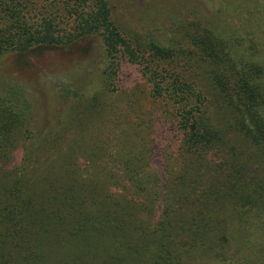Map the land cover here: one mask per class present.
<instances>
[{"label":"rangeland","instance_id":"rangeland-1","mask_svg":"<svg viewBox=\"0 0 264 264\" xmlns=\"http://www.w3.org/2000/svg\"><path fill=\"white\" fill-rule=\"evenodd\" d=\"M26 2L25 10L31 19L56 14L60 27L68 28L75 17L69 15L70 4L76 7L78 0ZM107 3L121 33L142 43L152 41L189 51L190 32L204 36L211 33L218 55L212 57L209 52L213 53V49L207 48V52L200 46L195 49L204 57L203 62H198L196 57L188 62L189 55H180L175 68L181 81L184 73L188 81L194 79L199 84L200 78L202 84L220 88L219 75L224 72L232 79L245 61L253 66L251 69L258 68L257 63L264 68V0H107ZM206 27L208 32H204ZM178 42L183 46L177 45ZM110 59L97 34L69 43L10 52L0 59V90L7 95L5 105L14 112L4 116L10 121L6 129L11 136L2 146L0 177L6 180V175L24 171L39 176L45 162L57 155L64 131L72 134L78 129L76 125L70 128L69 120L77 119L81 111L96 110V115L88 119V132L82 142L84 150L71 156L69 162L78 166L82 177L88 175L90 165L107 166V186L112 192H121L127 175L116 164L121 161L117 151L122 146L130 147L132 153L137 151V215L141 223L137 233H143V229L152 231L158 220L167 215L163 203L166 204V195H171L169 180L181 166L182 134L171 105L152 92L150 75L144 65L119 51L113 72L107 78L105 68ZM207 65L217 69L219 75ZM173 70L170 69L168 77L175 78ZM259 76L258 87L264 100V71ZM207 86L206 90L199 89L205 98L203 108L208 109L213 122L232 139L224 150H208L207 159L212 171L220 159L228 160L226 165L229 164L231 173L236 172L233 181L239 182L241 194L234 197V211L230 198L229 206L220 209L226 238L222 236L212 247L215 249L189 251L184 261L186 264H264V186L258 183V176L264 180V152L237 126L228 127L230 115L223 111V94L219 96L218 91ZM123 133L128 134L131 146L122 141ZM196 192H201L200 187ZM182 206V211L194 214L196 219L210 207L198 200ZM175 210L181 211L179 207ZM47 247L49 264H67L71 252L80 250L74 239L57 244L47 242ZM153 258L148 255L146 264H152ZM87 260L89 264H116L112 253L105 249H99L93 257L88 255Z\"/></svg>","mask_w":264,"mask_h":264},{"label":"trees","instance_id":"trees-1","mask_svg":"<svg viewBox=\"0 0 264 264\" xmlns=\"http://www.w3.org/2000/svg\"><path fill=\"white\" fill-rule=\"evenodd\" d=\"M70 5L69 15L75 17L68 28H63L56 14L34 20L28 17L26 0H0V59L10 52H22L34 46L69 43L82 36L99 35L105 54L111 57L105 68L107 78L121 51L131 61L144 65L150 75L152 92L171 105L182 134L181 166L169 180L171 195L167 194L166 204L163 203L167 215L158 220L152 231L143 229V233H137L141 224L137 215V151L132 153L130 147L124 146L117 151L121 161L116 164L127 175L121 192H112L107 186V166L90 165L88 175L82 177L78 166L70 163L69 158L84 150L82 142L88 132V119L96 115V110L81 111L77 119L67 123L70 128L76 125L78 129L73 128L72 134L64 131L57 155L45 162L39 176L24 171L12 172L6 175V180L0 177V264H49L47 242L57 244L66 239H74L80 247L77 252H71L67 264H89L88 255L93 257L99 249L109 250L116 264H146L148 255L154 256L152 264H186L184 259L189 251L211 249L222 236L226 238L225 227L221 228L224 223L221 208L229 206L227 199L230 198L234 211V197L241 194L239 182L233 181L236 172L231 173L229 164L226 165L228 160L220 159L212 171L207 159L208 150L221 151L232 142L213 122L208 109L203 108L205 98L199 89L206 90L207 85L200 78V85L194 79L188 81L184 73L181 81L175 68L180 55H189L188 62L194 57L203 62L204 57L195 49L199 46L207 52V48L213 49L210 56H217V45L209 36L211 33L204 36L196 32L187 36L189 51L152 41L142 43L121 33L111 18L107 0H78L76 7ZM208 31L206 27L204 32ZM256 66L251 69L253 66L245 61L232 79L222 71L219 75L217 69L209 66L220 76L221 87L215 84L207 87L218 91L219 96L223 94V111L230 115L228 127L237 126L264 152V100L257 81L264 68L259 63ZM172 68L175 78L168 77ZM5 96L0 90V156L2 146L11 136L6 129L10 121L4 116L14 114L5 105ZM121 136L131 146L128 134ZM258 177L263 187L264 180ZM197 187L201 192H196ZM196 200L210 205L197 219L194 214L182 211L183 204ZM176 207L182 212L176 213Z\"/></svg>","mask_w":264,"mask_h":264}]
</instances>
